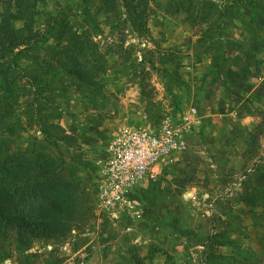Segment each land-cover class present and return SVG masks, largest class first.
<instances>
[{"label":"rangeland","instance_id":"1","mask_svg":"<svg viewBox=\"0 0 264 264\" xmlns=\"http://www.w3.org/2000/svg\"><path fill=\"white\" fill-rule=\"evenodd\" d=\"M234 1L0 0V23L7 21L0 38L11 36L0 46L10 50L0 53V152L50 155L72 197L56 231L0 225V264H81L90 240L110 255L107 242H124L135 220L115 224L97 211L98 162L108 144L122 126L139 124L143 116L176 120L190 107L206 116L212 95L227 97L241 117L225 107L209 128L204 120L180 159L137 193L144 210L140 222L155 219L153 207L167 213L165 203L172 200L192 206L205 200L224 216L214 214L206 264H222L219 245L231 243L240 261L223 264H264V256L231 241L260 238L264 254V63H253L264 62V12L256 18L258 31L247 20L251 13ZM17 7L18 19L7 16ZM70 26L77 35L60 46ZM60 58L66 66L106 62L101 86L60 72ZM225 58L230 61L223 66ZM231 61L245 68L246 81ZM190 192L196 201L186 199ZM206 192L211 197H203ZM177 210L188 216L185 206ZM199 235L205 239V230Z\"/></svg>","mask_w":264,"mask_h":264},{"label":"trees","instance_id":"2","mask_svg":"<svg viewBox=\"0 0 264 264\" xmlns=\"http://www.w3.org/2000/svg\"><path fill=\"white\" fill-rule=\"evenodd\" d=\"M234 2L239 3V8H246L251 13V17L247 20H253L255 28L258 31H262V26L256 19L260 12H264L262 0H235ZM256 9L259 10V13L256 12ZM14 10L16 13H8L7 16L10 15L18 19L22 11L18 7L14 8ZM219 16H221L219 21L222 24L221 18L224 15L219 14ZM6 22L0 23V29L5 27ZM245 29L250 32L248 28L245 27ZM66 32L70 34L68 36L69 39L61 41L60 46L63 43L71 44L72 36L77 35L71 26ZM10 37L0 38V46L2 47L5 39L8 40ZM76 45L74 48H76ZM256 45L257 42H255L254 46ZM262 48H264V43ZM3 52L6 54L10 50L3 51L1 48L0 53ZM253 52L258 54L256 50ZM76 54L79 55L81 53L77 51ZM244 56L247 57L248 55L244 53ZM1 58L2 56L0 55ZM55 59L57 58H53L54 61ZM68 60L70 61V58ZM229 61V58H225L223 66ZM56 63L60 72L74 78L75 81H83L86 85L95 89L101 86L99 78L101 74L105 73L106 62L102 61L98 64H93L87 60L84 62L85 65L71 62L70 66H66L60 58ZM253 63L261 64L264 62L255 60ZM231 65L239 70L241 79L246 81L245 68L233 61H231ZM35 78L37 79V77ZM38 80L42 81L39 77ZM59 173V167L56 166V162L50 155L38 153L33 156L25 152L9 153L7 155L0 152V225L17 227L19 231L29 230V227H34L42 232L44 229L47 232L48 230L56 231L63 220L62 214L68 213L70 207H72L71 194L62 178H60Z\"/></svg>","mask_w":264,"mask_h":264},{"label":"crops","instance_id":"3","mask_svg":"<svg viewBox=\"0 0 264 264\" xmlns=\"http://www.w3.org/2000/svg\"><path fill=\"white\" fill-rule=\"evenodd\" d=\"M228 71L227 68L224 70ZM241 79V78H240ZM242 80V79H241ZM253 95H256L258 90ZM257 97V96H256ZM219 99V100H217ZM229 99V98H228ZM214 102H217L214 105ZM209 106V113L206 116H201L202 123H206V128H209V124L215 117L222 118L226 111L225 107H230V114L233 117H241V110L234 105H231L227 97L212 95V100ZM213 108V109H212ZM208 112V111H207ZM205 120V121H204ZM211 192H206L204 196L211 197ZM187 197H196L195 192H190ZM198 199V198H197ZM198 199L197 205L192 206L189 202L172 200L169 203H165V209L167 213L160 214L162 209L153 207L152 213L155 215V219L144 220L147 223L148 230L142 233V224L140 221L135 220L129 222V227L126 229L124 236V242H120L118 239H111L107 243L111 247V254L104 256L100 253V248L97 244L91 240L85 242L83 247H90L87 251H83L84 258L81 264H99L98 260L105 261L106 264H116L115 257H119L123 264H143L150 262L151 264H206L209 263L207 254L209 252L210 233L213 232L215 223V212L219 216H224L216 210V205L205 204V200L200 204ZM185 206L189 213L188 216L183 218L177 207ZM203 206V207H202ZM142 219V218H141ZM206 232V238L200 237L199 232ZM233 245H241L243 249L248 250L252 256L263 257V246L260 238L251 237V239H245L241 237L231 238ZM158 249L157 253L151 254V249ZM64 248H70L69 245H64ZM221 250L222 264L226 261H240V258L233 252L232 243L227 245H219ZM82 249L75 251L72 254L77 255L81 253ZM136 261V263H135ZM213 264V263H212ZM240 264V262H239Z\"/></svg>","mask_w":264,"mask_h":264},{"label":"built area","instance_id":"4","mask_svg":"<svg viewBox=\"0 0 264 264\" xmlns=\"http://www.w3.org/2000/svg\"><path fill=\"white\" fill-rule=\"evenodd\" d=\"M142 118L139 124L122 126L108 144L105 159L98 162L97 211L115 224L143 217L137 193L180 159L202 126L195 107L176 120L166 115L154 121ZM186 199L196 201V197Z\"/></svg>","mask_w":264,"mask_h":264}]
</instances>
